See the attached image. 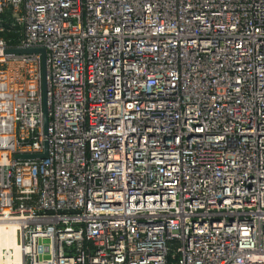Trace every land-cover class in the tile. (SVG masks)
<instances>
[{
    "label": "built area",
    "instance_id": "1",
    "mask_svg": "<svg viewBox=\"0 0 264 264\" xmlns=\"http://www.w3.org/2000/svg\"><path fill=\"white\" fill-rule=\"evenodd\" d=\"M0 14V264H264V0Z\"/></svg>",
    "mask_w": 264,
    "mask_h": 264
},
{
    "label": "water",
    "instance_id": "2",
    "mask_svg": "<svg viewBox=\"0 0 264 264\" xmlns=\"http://www.w3.org/2000/svg\"><path fill=\"white\" fill-rule=\"evenodd\" d=\"M21 52V51H20ZM28 52H41L43 54V76H44V82L46 80V51L44 49L42 50H31ZM44 124H45V132L47 134L48 132V125H49V105H48V98H47V92L46 89H44ZM48 142L46 143V149L45 152L42 154H25V155H18L17 158L19 159H41V158H47L49 156V150H48ZM218 215H212V219L216 220Z\"/></svg>",
    "mask_w": 264,
    "mask_h": 264
},
{
    "label": "trees",
    "instance_id": "3",
    "mask_svg": "<svg viewBox=\"0 0 264 264\" xmlns=\"http://www.w3.org/2000/svg\"><path fill=\"white\" fill-rule=\"evenodd\" d=\"M1 16H2V15L0 14V17H1ZM4 35L7 36L8 33H0V37H1V36H4ZM9 36H10V35H9Z\"/></svg>",
    "mask_w": 264,
    "mask_h": 264
},
{
    "label": "bare ground",
    "instance_id": "4",
    "mask_svg": "<svg viewBox=\"0 0 264 264\" xmlns=\"http://www.w3.org/2000/svg\"><path fill=\"white\" fill-rule=\"evenodd\" d=\"M9 244H13V243L11 242V243H9Z\"/></svg>",
    "mask_w": 264,
    "mask_h": 264
}]
</instances>
